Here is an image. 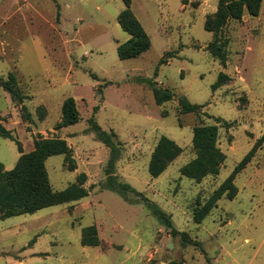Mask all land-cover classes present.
Segmentation results:
<instances>
[{"label":"rangeland","instance_id":"rangeland-1","mask_svg":"<svg viewBox=\"0 0 264 264\" xmlns=\"http://www.w3.org/2000/svg\"><path fill=\"white\" fill-rule=\"evenodd\" d=\"M131 1L152 46L122 60L118 47L131 38L119 24L123 0H0V81L13 73L26 96L17 105L0 87V116L15 137H0V162L15 168L17 142L27 154L38 139H62L76 170L64 155L48 158L53 190L64 191L81 174L89 190L79 201L1 220L0 264H264V144L237 176L235 199L223 197L200 222L195 216L264 136V0L259 16L245 13L218 34L227 43L225 66L208 51L216 36L205 29L218 0ZM222 73L230 81L214 91ZM153 87L171 91L173 100L159 105ZM181 96L203 106L201 114H183ZM68 98L81 119L58 128ZM92 118L112 135L114 150L92 131ZM202 124L219 126L226 160L218 175L197 182L181 169L196 158L193 129ZM162 137L182 153L152 178ZM111 177L167 219L134 194L106 189ZM91 226L98 247L82 243Z\"/></svg>","mask_w":264,"mask_h":264},{"label":"trees","instance_id":"trees-1","mask_svg":"<svg viewBox=\"0 0 264 264\" xmlns=\"http://www.w3.org/2000/svg\"><path fill=\"white\" fill-rule=\"evenodd\" d=\"M126 9L119 16V24L131 36L130 40L118 47L120 59H134L141 57L149 51L152 46L151 38L135 16L132 10V1L123 0ZM187 4V0H184ZM263 0H218L217 11L209 16L205 21V29L215 34L216 38L212 42L208 51L218 59L222 65L227 63V43L220 42L218 34L227 26L229 21H242L245 13L251 16H259ZM162 63H165L164 61ZM230 81L229 76L220 74L213 90ZM0 87L3 88L10 96L12 101L17 105H22L26 96L18 88V81L13 73H10L6 81H0ZM156 102L162 105L173 100L174 94L169 90H163L153 87ZM181 112L183 114H201L203 106L192 104L185 96L179 98ZM44 108H40L41 118L45 116ZM24 119L31 121V116L23 106ZM80 114L77 109L76 101L68 98L62 106V120L58 128H64L75 125L80 121ZM226 128L230 124L216 119ZM92 131L98 139L112 150L115 149L113 137L104 131L101 126L92 118L90 120ZM0 137L15 140L12 132L8 130L0 116ZM219 126L217 125H198L193 129V148L196 152V158L181 169V174L189 179L200 182L210 175H218L226 160V155L218 145ZM21 156L14 169L7 171L0 162V221L7 218L35 214L41 209L57 206L65 203H71L86 198L89 190L84 187L86 175L81 174L77 182L70 185L64 191H54L47 167L48 158L56 155H64L65 163L69 170H76V164L72 158V152L67 142L62 139H38L35 141V148L30 153H23L20 142H17ZM264 144V136L260 138L247 156L238 164L233 173L226 181L213 193L208 202L202 207L195 210L196 220L202 221L217 206L219 200L226 197L234 200L238 194V188L235 184L237 176L247 168L252 162L257 152ZM182 153V149L173 140L162 137L157 144L149 165V172L152 178H158L162 175L167 167L175 161ZM106 189L116 192L122 196L129 193L142 198L143 201L151 208L154 215L167 219V216L155 204L145 199L141 193L132 188L129 184H117L115 178L111 177ZM178 234L179 232H175ZM186 237V234H182ZM82 243L84 246L98 247L101 241L98 236L96 226H91L83 231ZM196 245H199L197 243ZM169 264H183L182 262L172 261Z\"/></svg>","mask_w":264,"mask_h":264}]
</instances>
